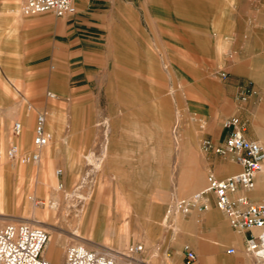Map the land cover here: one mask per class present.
Masks as SVG:
<instances>
[{
	"label": "rangeland",
	"instance_id": "obj_1",
	"mask_svg": "<svg viewBox=\"0 0 264 264\" xmlns=\"http://www.w3.org/2000/svg\"><path fill=\"white\" fill-rule=\"evenodd\" d=\"M24 1L0 0V113L11 119L0 143V227L38 221L50 238L46 247L61 257L67 245L78 244L108 250L117 264H135L141 254L129 256L126 249H153L156 237L171 231L166 213L172 203L202 189L215 165L201 142L230 112L218 67L255 62L259 42L235 39L229 23L223 32L221 24H207L213 14L217 21L234 20V0H73L75 14L65 18L22 16ZM251 10L244 8L245 29ZM29 20L19 43L51 42L39 79L33 68L26 70L40 67L37 55H27L21 44L14 49L15 23ZM74 67H92L87 80ZM2 68L28 86L3 82ZM60 72L67 77L64 92L38 87L40 79L46 84L48 74ZM36 113L44 115L53 140L39 164L20 165L6 153L10 145L23 155L32 151ZM27 119L30 132L12 136V124ZM56 127L61 138L67 134L63 149ZM222 140L223 132L217 144ZM110 141L113 159L107 158ZM44 151L53 157L46 172ZM88 199L94 224L80 225Z\"/></svg>",
	"mask_w": 264,
	"mask_h": 264
},
{
	"label": "crops",
	"instance_id": "obj_2",
	"mask_svg": "<svg viewBox=\"0 0 264 264\" xmlns=\"http://www.w3.org/2000/svg\"><path fill=\"white\" fill-rule=\"evenodd\" d=\"M252 9L246 19L249 22V26L245 29L241 23L244 19V8ZM233 9L235 18H224L215 20V14L211 15L207 24L219 23V31H227V24L231 26L229 29L235 39H255L258 40V49L255 54L257 55L256 61L249 63L241 61L237 63L235 67H218L217 71L223 73L225 77L221 79V85L225 99L229 103V114L225 119L229 117H236L243 126V135L246 139L255 141L264 147V0H234L230 5ZM31 21H20L15 23L14 33L12 37L18 41L14 45V49L18 50L20 44L22 48H27V55H37L35 62L40 67H27L26 70L30 73L33 72L37 75V78H41L46 67H43L45 60L41 57L44 56L46 50L51 48L50 38L42 39V44L37 42L26 41L20 42L21 35H25L24 31L30 30V27L25 25L30 24ZM82 26L86 29H92L94 27L91 23L81 22ZM241 33V34H240ZM233 38V37H232ZM240 38V39H241ZM231 40V38H228ZM36 43V44H35ZM31 46H35L34 52H32ZM243 47V46H242ZM246 54L248 52L244 51ZM35 53V54H34ZM244 53V54H245ZM236 55H242L240 51L236 50ZM37 65V66H38ZM30 68H33L30 70ZM77 76L81 77V81L87 80L89 77V71L92 67H74ZM128 67H125L127 69ZM20 70L21 67H18ZM35 75V76H36ZM19 78V79H18ZM48 81L46 84L41 83L39 80V88H51L54 87L60 92H64L67 85V77L64 72L59 74H48ZM2 80L3 82L19 81V86H28V83H24V79L18 73L9 69L2 68ZM3 86V85H1ZM37 86V85H36ZM87 86L85 84L80 86V89L85 90ZM240 89H249V95L246 101L238 103L235 101V97ZM4 103V102H2ZM4 105V104H1ZM3 106L2 110H4ZM11 122L10 118H7L6 113H0V143H4L5 140V127ZM15 122V121H14ZM47 127V126H46ZM60 127L54 128V136L58 141L62 139L60 149L65 148V142L67 141V134L61 133ZM110 131V130H109ZM30 132V119L25 120L20 132L21 137L24 138V134ZM222 134V128L216 131L214 135L210 137V141L217 143L220 141ZM109 135L111 133L109 132ZM110 140V139H109ZM108 146V159H113L111 141ZM106 150V149H105ZM41 156V153H40ZM43 172L53 168V157L50 158L48 152L42 153ZM207 157H211L215 161V165L209 171L215 178L220 179L230 174H235L238 171V167L233 163L230 158H218L215 155L207 154ZM217 157V158H216ZM256 191L249 193V196L256 201L264 199V175L259 174L256 178ZM2 197H0V205H2ZM85 206L81 208V212L78 215V222L80 225H93L94 218L92 217V199H88V202L84 203ZM171 231L166 234L164 230L158 235L153 242L154 248H143L140 253L139 260L135 264H253L252 260L243 254V236L237 235L231 231L224 216L215 209L212 201L209 203L208 210L203 214L192 213L188 216L173 215L171 217ZM79 238L81 236L78 233ZM51 246V245H50ZM186 246L190 252L194 255L192 262H187L182 253V248ZM229 248L234 250V253L228 255L225 251ZM159 251L160 254H150L152 252ZM43 257L50 261H61L63 255H58V252L54 248H48L43 251Z\"/></svg>",
	"mask_w": 264,
	"mask_h": 264
},
{
	"label": "built area",
	"instance_id": "obj_3",
	"mask_svg": "<svg viewBox=\"0 0 264 264\" xmlns=\"http://www.w3.org/2000/svg\"><path fill=\"white\" fill-rule=\"evenodd\" d=\"M73 0H26L20 7L22 16L50 14L54 18H65L75 14ZM224 78L225 75L221 74ZM249 95V89H240L235 101L243 103ZM53 98V95L47 94ZM223 140L217 144L210 140L201 142V149L220 158L229 157L238 167V171L219 180L212 174L205 177V186L188 197L172 203L166 216H188L192 213L203 214L212 201L231 229L243 236V254L253 264H264V199L253 200L249 193L256 191V178L264 175V147L243 135V126L236 117H229L222 123ZM20 127L13 123L11 135L16 137ZM51 140L45 130L43 114L36 113L31 137L32 151L17 155L15 145H10L7 158L20 165L35 164L39 161V151ZM171 227V222L168 225ZM44 229L21 222H11L0 227V264H54L43 257L48 242ZM140 245H131L126 249L130 255L140 254ZM187 262L194 260L188 247L182 248ZM226 254L234 253L232 248ZM57 264H117L111 253L105 249H88L83 245L69 244L64 248L63 260Z\"/></svg>",
	"mask_w": 264,
	"mask_h": 264
},
{
	"label": "bare ground",
	"instance_id": "obj_4",
	"mask_svg": "<svg viewBox=\"0 0 264 264\" xmlns=\"http://www.w3.org/2000/svg\"><path fill=\"white\" fill-rule=\"evenodd\" d=\"M43 120H44V127H45V130L47 131V129H46V120H45V117H44V115H43ZM19 124V127H20V130H19V133L21 132V130H22V126H21V124L20 123H18ZM48 132V131H47ZM18 133V134H19ZM50 135H51V140H50V142L45 146V147H43L41 150H43L44 148H46L47 146H49V144L52 142V140H53V135H52V133H50V132H48ZM16 149H17V155H23V154H20V152H19V149H18V147L16 146ZM41 150L39 151V161L37 162V163H35L36 165L37 164H39V162L41 161V156H40V152H41ZM26 155V154H25ZM35 164H31V165H35ZM26 224V223H25ZM29 225V224H28ZM30 225L32 226V225H37V226H39V227H41V229H44V227L42 226V225H40V222H38V221H33V223H30ZM36 227V226H35ZM38 227V228H39ZM50 239V238H49ZM49 239H48V242H49ZM48 242H47V244H48ZM46 244V245H47ZM46 247V246H45ZM44 250H45V248H44ZM48 260V259H47ZM49 261V260H48ZM51 262V261H50ZM53 263V262H52ZM55 264V263H54Z\"/></svg>",
	"mask_w": 264,
	"mask_h": 264
}]
</instances>
